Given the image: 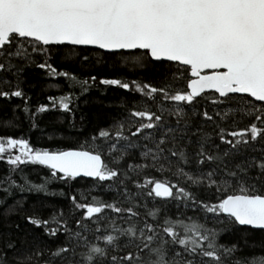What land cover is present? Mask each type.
Instances as JSON below:
<instances>
[{
  "label": "snow or ice",
  "instance_id": "6c2138e0",
  "mask_svg": "<svg viewBox=\"0 0 264 264\" xmlns=\"http://www.w3.org/2000/svg\"><path fill=\"white\" fill-rule=\"evenodd\" d=\"M65 50L165 68L163 85L80 78L53 64ZM31 68L68 88L30 113L32 127L37 114L59 111L76 128L77 101L97 81L140 99L131 109L122 100L127 115L92 135L89 147L35 148L0 135V264H264V239H248L264 234V0H0V98L22 100L25 113ZM29 165L47 170L43 182L24 173ZM78 178L91 181L79 197L49 191ZM17 193L59 195L70 209L43 218ZM189 208L195 215L182 210ZM28 230L64 240L51 248L39 235L29 240ZM225 232L243 235L220 243Z\"/></svg>",
  "mask_w": 264,
  "mask_h": 264
},
{
  "label": "trees",
  "instance_id": "16d2710c",
  "mask_svg": "<svg viewBox=\"0 0 264 264\" xmlns=\"http://www.w3.org/2000/svg\"><path fill=\"white\" fill-rule=\"evenodd\" d=\"M82 55L89 57L88 62H82ZM53 64L61 71H68L77 75L80 78H86L90 75H96L98 78H119L125 81L137 80L142 83H151L154 86H162L164 82L165 68H147L134 67L130 62H125L120 56H110L101 53L99 50H88L81 54H68L65 50L60 54L53 55ZM25 83L23 89L29 100V113H25L22 109L24 103L18 98L4 100L0 98V122L12 120L14 127L4 128L0 126V135L12 136L14 138H24L30 141V144L35 148H48L55 150L57 148L66 149L71 146L78 148L81 145L89 147L85 142L101 128H108L116 120H122L127 115V112L120 107L122 100H127V107L132 108L133 102L140 99L139 94L134 92H125L123 89L112 86L99 85L98 81L95 87L85 96H81L78 103V110L75 111L76 128L70 127L73 117L70 114L61 113L59 111H49L35 116L36 127H32L33 121L29 119V115L35 112V109L40 104H47V97L59 96L66 93L68 88L65 81L59 78L56 81H51L44 71L38 68L26 70ZM50 83H58L59 89L50 88ZM77 94L79 90L77 89ZM19 105V107H16ZM75 107V105H73ZM154 107V106H153ZM15 109V110H14ZM81 115L84 120L81 121ZM83 124V127L81 125ZM243 127V125H241ZM7 171V165L0 162V176H3ZM24 173L29 179L35 183L43 182L47 177V170L41 166H25ZM159 179H175L167 175L155 174ZM18 178V177H17ZM91 186L90 179L78 178L73 182L72 186L63 185L60 182L50 184L49 191L65 193H76L79 197L80 193H87ZM131 187V185H130ZM202 197H206L207 193H200ZM2 195V194H0ZM93 195L100 196L107 202H114L117 198L116 191H95ZM23 196L25 206L28 209H35L36 212L43 218H48L52 213L63 209L68 212L70 202L67 198L56 195L48 196L44 193H17L13 199H19ZM90 199V197H89ZM12 203V200H9ZM152 201H149L151 206ZM189 216L195 215L192 210L182 209ZM143 211V209H141ZM169 212L176 214L177 209L174 204L169 205ZM106 215L114 216V213L106 212ZM14 220H19L18 217H13ZM201 219L203 216L201 215ZM117 223L121 227H127L123 221L117 218ZM208 226H213V221L208 220ZM217 227H219L217 225ZM28 239L31 240L33 235H39L43 243L51 248H55L57 244L64 240L63 236L59 239L49 240L43 237L40 230H28ZM24 237L25 233H20ZM242 233L225 232L219 237L220 243L231 244L235 242ZM250 241L260 242L264 239V234L257 231L256 235L249 236ZM257 254H260L259 252Z\"/></svg>",
  "mask_w": 264,
  "mask_h": 264
},
{
  "label": "water",
  "instance_id": "95a60500",
  "mask_svg": "<svg viewBox=\"0 0 264 264\" xmlns=\"http://www.w3.org/2000/svg\"><path fill=\"white\" fill-rule=\"evenodd\" d=\"M88 179V178H87Z\"/></svg>",
  "mask_w": 264,
  "mask_h": 264
}]
</instances>
